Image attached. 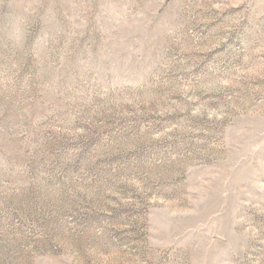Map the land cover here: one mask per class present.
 I'll return each instance as SVG.
<instances>
[{"label":"rangeland","instance_id":"1","mask_svg":"<svg viewBox=\"0 0 264 264\" xmlns=\"http://www.w3.org/2000/svg\"><path fill=\"white\" fill-rule=\"evenodd\" d=\"M0 264H264V0H0Z\"/></svg>","mask_w":264,"mask_h":264}]
</instances>
